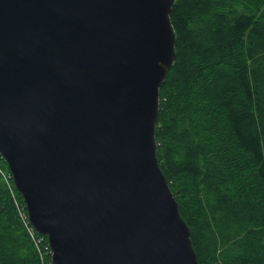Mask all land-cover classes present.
<instances>
[{
  "label": "water",
  "instance_id": "95a60500",
  "mask_svg": "<svg viewBox=\"0 0 264 264\" xmlns=\"http://www.w3.org/2000/svg\"><path fill=\"white\" fill-rule=\"evenodd\" d=\"M176 0H0V153L53 264H200L159 159Z\"/></svg>",
  "mask_w": 264,
  "mask_h": 264
},
{
  "label": "trees",
  "instance_id": "16d2710c",
  "mask_svg": "<svg viewBox=\"0 0 264 264\" xmlns=\"http://www.w3.org/2000/svg\"><path fill=\"white\" fill-rule=\"evenodd\" d=\"M158 159L200 264H264V0H176ZM0 153V264H53ZM27 212V209L24 208ZM43 251V258L40 255Z\"/></svg>",
  "mask_w": 264,
  "mask_h": 264
},
{
  "label": "built area",
  "instance_id": "2783aa9c",
  "mask_svg": "<svg viewBox=\"0 0 264 264\" xmlns=\"http://www.w3.org/2000/svg\"><path fill=\"white\" fill-rule=\"evenodd\" d=\"M21 217H22L24 223L26 224L27 229H28V232L31 235V237L34 239L35 243L37 245L42 244V242L44 241V236L39 235L40 233L32 225V223H31V221L29 219L28 212H26L25 210H23L21 212Z\"/></svg>",
  "mask_w": 264,
  "mask_h": 264
},
{
  "label": "rangeland",
  "instance_id": "374dc122",
  "mask_svg": "<svg viewBox=\"0 0 264 264\" xmlns=\"http://www.w3.org/2000/svg\"><path fill=\"white\" fill-rule=\"evenodd\" d=\"M16 205H17V208H18V211H19V214H20V216H21V212L24 210V208H26V206L25 205H23L20 201H16ZM34 240V239H33ZM38 246H41V244L40 245H38ZM41 252V251H40ZM41 256H42V258H43V251L41 252V254H40Z\"/></svg>",
  "mask_w": 264,
  "mask_h": 264
}]
</instances>
